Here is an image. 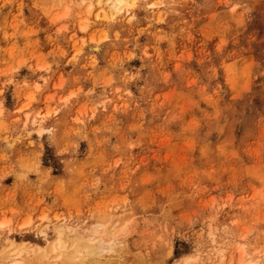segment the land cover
<instances>
[{
    "label": "rangeland",
    "instance_id": "1",
    "mask_svg": "<svg viewBox=\"0 0 264 264\" xmlns=\"http://www.w3.org/2000/svg\"><path fill=\"white\" fill-rule=\"evenodd\" d=\"M96 4L0 0V257L99 223L103 264H264V0Z\"/></svg>",
    "mask_w": 264,
    "mask_h": 264
},
{
    "label": "bare ground",
    "instance_id": "2",
    "mask_svg": "<svg viewBox=\"0 0 264 264\" xmlns=\"http://www.w3.org/2000/svg\"><path fill=\"white\" fill-rule=\"evenodd\" d=\"M96 2L99 6L97 16L102 15L104 17H113L118 12L129 10V7L137 2V0H96ZM87 25H89V21L83 23L82 27L86 28L88 27ZM95 47L98 48L97 45H95ZM8 222L9 221L5 220L1 221L0 229L4 228L3 226L7 225ZM30 222L29 219L26 223L28 224ZM72 226L69 224H61V222L59 224L56 223L54 226L55 235L52 240H49L48 246L46 248L37 247L39 248V250H37L38 252H36V257L39 258L38 260H46L47 262L52 261V263L55 262L54 264H103L99 260V257L105 253L115 251L118 245L123 244L122 240H118L116 237L107 240L104 233L107 234L108 232H106L107 230L105 231L106 227L102 224H92L91 227L87 229L85 228L86 231L83 233H76L77 231L74 232L75 228ZM40 232L46 234L44 229H41ZM5 233L6 235H3L4 237L0 235V242L1 239L4 238L6 240L8 238V232ZM23 243L26 244V242ZM31 248L32 247H26L24 245H16L14 241L8 242L7 249H4V252H2L0 257V264H7L9 261H11V264L12 262H14V264H21V261L24 258L23 255L28 254ZM242 254L243 250L241 251V260L239 261V264H260V260L257 261V259L253 260L250 258L244 259ZM18 256L21 258L23 256L22 260L18 259ZM51 258L53 260H50Z\"/></svg>",
    "mask_w": 264,
    "mask_h": 264
}]
</instances>
